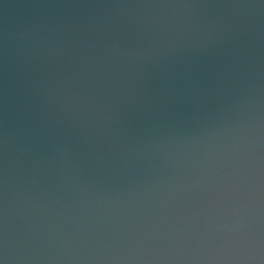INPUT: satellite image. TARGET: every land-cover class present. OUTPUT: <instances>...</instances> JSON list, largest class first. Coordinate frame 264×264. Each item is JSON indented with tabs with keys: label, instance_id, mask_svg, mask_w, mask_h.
<instances>
[{
	"label": "water",
	"instance_id": "obj_1",
	"mask_svg": "<svg viewBox=\"0 0 264 264\" xmlns=\"http://www.w3.org/2000/svg\"><path fill=\"white\" fill-rule=\"evenodd\" d=\"M0 264H264V0H0Z\"/></svg>",
	"mask_w": 264,
	"mask_h": 264
}]
</instances>
